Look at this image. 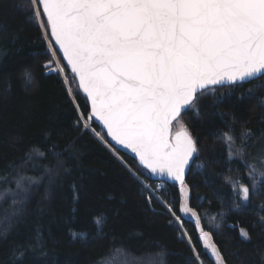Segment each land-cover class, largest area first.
<instances>
[{"label":"trees","instance_id":"obj_1","mask_svg":"<svg viewBox=\"0 0 264 264\" xmlns=\"http://www.w3.org/2000/svg\"><path fill=\"white\" fill-rule=\"evenodd\" d=\"M29 8L27 0H0V192L15 189L18 176L38 181L25 185L23 204L0 199V233L7 229L0 235V264H196L192 246L200 264H215L194 218L179 212V186L171 185L170 195L182 226L144 188L151 182L146 171L98 138L96 132L106 140L95 123L84 129L77 122V105L86 117L87 102L79 93L75 103L69 97L75 83L47 74L48 41ZM65 74L71 81L66 68ZM181 120L198 147L185 178L189 206L226 264H264V181L246 204L240 202L225 177L249 187L252 177L240 157L229 161L223 140L229 132L238 147L247 129L244 159L251 163L264 153V75L207 90ZM14 209L22 211L12 215Z\"/></svg>","mask_w":264,"mask_h":264},{"label":"snow or ice","instance_id":"obj_2","mask_svg":"<svg viewBox=\"0 0 264 264\" xmlns=\"http://www.w3.org/2000/svg\"><path fill=\"white\" fill-rule=\"evenodd\" d=\"M27 2L30 16L48 41L51 59L45 68L61 74L66 85L76 84L75 91L67 88L74 103L77 93L87 99V116L77 105V122L82 121L84 129L99 122L110 139L95 134L107 146L114 151H118L117 145L128 150L143 170L179 185V212L194 218L203 248L215 264H226L211 233L201 226L198 212L189 206L185 170L198 147L181 116L188 109H196L198 96L207 90L242 86L264 75V0ZM65 68L72 74L71 81ZM250 135V130L245 129L241 145L234 148L237 138L223 133L229 161L240 157L252 177L251 187L242 179L225 177L238 200L245 204L264 181V153L251 163L244 159ZM132 174L139 178L142 172ZM36 182L31 177L18 176L16 188L0 192V199L11 196L12 205L23 204L26 196L21 194L29 190L25 185ZM174 203H166L165 208L182 226ZM235 206L239 208L241 204ZM18 211L22 209H14L12 215ZM96 223H101L99 218ZM240 235L249 239L246 229L241 228ZM188 242L192 245L191 239ZM192 252L196 264H200L201 256L194 246ZM22 256L20 251L18 258Z\"/></svg>","mask_w":264,"mask_h":264},{"label":"water","instance_id":"obj_3","mask_svg":"<svg viewBox=\"0 0 264 264\" xmlns=\"http://www.w3.org/2000/svg\"><path fill=\"white\" fill-rule=\"evenodd\" d=\"M57 54H58V56L60 57V59H61L63 65H64L65 62L63 61L61 54H59V53H57ZM46 69H47V74L55 73V72L52 71L50 68H46ZM66 69H67V68H66ZM67 71L69 72V74H70L71 77H72V74H71L70 70L67 69ZM262 76H263V75H262ZM252 80H254V79H252ZM252 80H251V81H252ZM245 83H247V82H245ZM227 86H232V85H224V86H216V87H227ZM79 94H80V95L86 100V102H87V99H86V97L84 96V94H83V93H79ZM95 124H96V125L100 128V130L104 133V135H105V137H106V140L110 139V138L107 137V135H106V131L103 129L102 125H100L99 122H95ZM113 143H114V142H113ZM115 148H116L120 153H122V154L128 156L129 158L133 159V160L136 162V164L138 165V167H140V168L142 169V167L139 166V162H138V160L135 159L133 153L129 152L128 150H126V149H124V148H122V147H120V146H118V145L115 146ZM194 157H195V155H194ZM194 157H193V159L190 161V164L187 166V168H186V170H185V178H186V175H187V173H188V171H189V169H190V167H191V165H192V163H193V161H194ZM144 171H146V172L149 174V177H150V180H151V181H167V182H170L171 184H173V185H175V186H179V185L175 184L173 181L168 180L167 177H156V176L151 175L147 170H144Z\"/></svg>","mask_w":264,"mask_h":264},{"label":"built area","instance_id":"obj_4","mask_svg":"<svg viewBox=\"0 0 264 264\" xmlns=\"http://www.w3.org/2000/svg\"><path fill=\"white\" fill-rule=\"evenodd\" d=\"M158 185L160 187H157ZM171 185L172 184L167 181H151V183H143L144 188L162 204L165 210V204L172 203L173 201V198L170 195L172 193ZM159 193L160 195H158Z\"/></svg>","mask_w":264,"mask_h":264},{"label":"rangeland","instance_id":"obj_5","mask_svg":"<svg viewBox=\"0 0 264 264\" xmlns=\"http://www.w3.org/2000/svg\"><path fill=\"white\" fill-rule=\"evenodd\" d=\"M207 251V250H206ZM207 253H208V255L210 256V254H209V252L207 251ZM210 258L214 261V263H215V260H214V258H212L211 256H210Z\"/></svg>","mask_w":264,"mask_h":264},{"label":"bare ground","instance_id":"obj_6","mask_svg":"<svg viewBox=\"0 0 264 264\" xmlns=\"http://www.w3.org/2000/svg\"><path fill=\"white\" fill-rule=\"evenodd\" d=\"M151 183V182H150Z\"/></svg>","mask_w":264,"mask_h":264}]
</instances>
